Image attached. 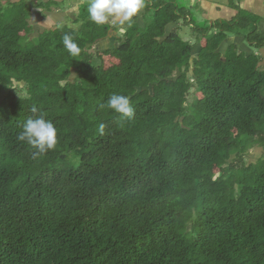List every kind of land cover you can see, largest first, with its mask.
Instances as JSON below:
<instances>
[{
	"label": "trees",
	"instance_id": "1",
	"mask_svg": "<svg viewBox=\"0 0 264 264\" xmlns=\"http://www.w3.org/2000/svg\"><path fill=\"white\" fill-rule=\"evenodd\" d=\"M148 6L106 69L89 51L109 26L87 8L80 29L36 38L25 5L0 10V264H264V153L247 161L264 147V70L234 45L218 51L233 31L264 37L231 3L237 15L203 32L195 58L177 29L166 35L183 8ZM113 94L131 119L107 107ZM37 116L57 130L46 153L19 139Z\"/></svg>",
	"mask_w": 264,
	"mask_h": 264
},
{
	"label": "crops",
	"instance_id": "2",
	"mask_svg": "<svg viewBox=\"0 0 264 264\" xmlns=\"http://www.w3.org/2000/svg\"><path fill=\"white\" fill-rule=\"evenodd\" d=\"M15 1L19 2L20 9H22L23 5L21 2L25 3L26 0H15ZM38 1H41V0H38ZM77 1H79V2H77ZM77 1L76 2L71 1V3H68L67 7L69 5H71V9L77 5L76 12L72 13L70 15L66 13V11L69 9V8L67 9V7L65 9H63L61 12H58L59 11L58 9H55L52 11L50 9V7L45 8L44 6H37L38 8H42V9L44 8L43 9L44 11L43 10H41V11L36 10L35 13L38 16H33V17L30 16V10L33 8V6L35 4H32V3L28 4V1H26V3H25L26 7L25 8H26V11L28 12L27 22L29 23V26L31 27V32H33V28H32L33 24L30 22V20L32 18H35V23L37 22V24L40 20H46V19H48V21L57 19V21H58L57 23H54V25H53V23H51L49 26H44V25H42L44 27L39 26L37 28V30H39V31L41 30V31L39 33L36 32V36L32 37V38L38 37L39 34L41 32H43L44 30L55 29L59 26H67V27H70L73 29L79 28L81 26V24L83 23L84 18L83 17L80 18L77 14L78 7L82 3V0H77ZM167 1L171 2V3H175V5H176V3H177V5L179 4L177 0H172V1L167 0ZM43 2H49L51 4H58L59 2L63 3L64 0H44ZM186 3L190 7V9H193L196 6V3H197V5H201V9L203 11L202 17L205 20H207L208 22H210V27L219 21L220 22L221 21H231L238 13V11L233 10L234 8L231 6L230 0H196V1L189 0V2H186ZM147 4H148V2L144 1L145 6L137 13L136 16H134L131 19V25L130 26L127 25L129 21H121L120 19H117V18H110L109 21L106 22L105 24L108 25L109 28H111L110 25H112V24L118 26V28L120 27L121 29L125 28V26H126L125 32L129 28L134 27V26L142 28L144 26V18H145L144 15H146V12H144V11H145V9L147 11L148 8H151ZM72 5H74V6H72ZM238 5H239L238 6L239 9L242 8L244 10H249V13H251L253 16H255L257 24H258V27L256 29L257 34L260 35L261 37H264V0H239ZM34 9H36V8H34ZM45 9H47V10H45ZM56 10H58V11H56ZM40 16H43V17L39 18ZM77 19L80 20L79 23L76 22ZM180 20L181 21L185 20L183 22V24H189L188 25L189 28L194 29V27H191L192 21H191V19L190 20L188 19L187 15L183 14V17ZM108 23H110V25ZM179 25L180 24L178 22L170 23L166 27V35H169L170 32L174 29H177V31L179 32V35H182L181 27H179ZM127 26H128V28H127ZM259 27L261 28V32H259V30H258ZM117 31H118V29L116 31H113V29L109 32L107 31V34L104 37H101L99 40H97L96 42L93 43L90 50H94L95 52L102 53V54H106V52L113 50L116 46L117 40L119 38H121V37H118L116 35ZM212 31H216V29H211V32ZM125 32H124V34H125ZM186 40L189 42H192L190 40V38L186 37ZM253 44L256 47H253L254 45H250L244 37L235 35V32L233 31L232 33L227 34V37L219 46L218 51L222 55H224L226 50L230 46L234 45L237 47L238 52L245 54L246 57L250 56L252 54L259 57L258 68L263 71L264 70V45L257 46L256 43H253ZM202 45H203V40L201 41V39H199V40L195 41L194 48H193V57H195V58L197 57L198 52H199Z\"/></svg>",
	"mask_w": 264,
	"mask_h": 264
},
{
	"label": "clouds",
	"instance_id": "3",
	"mask_svg": "<svg viewBox=\"0 0 264 264\" xmlns=\"http://www.w3.org/2000/svg\"><path fill=\"white\" fill-rule=\"evenodd\" d=\"M144 6V0H88L86 7L90 21L96 25H103L110 18L131 21ZM62 40L68 53L76 57L80 48L73 37L65 34ZM107 107L123 119H131L134 116V109L127 96L113 94L107 101ZM104 127V124H100L101 133ZM19 139L31 145L39 153H46L53 150L57 144V130L51 121L43 116H37L27 119Z\"/></svg>",
	"mask_w": 264,
	"mask_h": 264
},
{
	"label": "rangeland",
	"instance_id": "4",
	"mask_svg": "<svg viewBox=\"0 0 264 264\" xmlns=\"http://www.w3.org/2000/svg\"><path fill=\"white\" fill-rule=\"evenodd\" d=\"M26 1H28V4L29 3L35 4L33 6V8L30 10V16L33 17V16H38L35 13L36 10L37 11H41V10L44 9V8L43 9L42 8H38L37 6H44L45 8L46 7H50V9L52 11L55 10V9H58L59 11L58 10H56V11L61 12L63 9H65L67 7L68 3H71V1L72 2H76L77 0H64L63 3L62 2H59L58 4H51L49 2H43L44 0H41V1H38V0H26ZM26 1H25V3H26ZM152 1L153 0H148V4L147 5H150L151 6ZM177 1L179 3L178 4L179 5V8H183L181 10L182 11L181 14L182 15H183V13L186 14L188 16V19L189 20L191 19V21H192L191 27H194V29H191L188 26L189 24H183V22L185 20L184 21H181V20L178 21V23L180 24L179 27H181V31H182V35H180V36L185 41H187L186 40V37L187 38H190V40L193 43H195V41H197L196 40L197 38H198V40L201 39V41H202L203 40V36H202L203 32L208 31L211 27H210V22H208L207 20H205L202 17L203 16V11L201 9V5H197V3H196V6L193 9H190V7L188 6V4L186 3V2H189V0H181V1L180 0H177ZM194 1H196V0H194ZM230 1H231L232 4H234L236 6H239L238 5V1L239 0H230ZM77 2H79V1H77ZM21 3H22V5H25L24 2H21ZM87 3H88V0H82V3L78 7L77 14H78V16L80 18L82 17L81 10H84V9L87 8L86 7L87 6ZM173 4H175V3H173ZM72 6H74V5H72ZM76 7H77V5L74 6L71 9V5H69L67 7V9L68 8L69 9L66 11V13L69 14V15L72 14V13H75L76 12ZM34 8H36V9H34ZM0 10L2 11V13L6 14L8 17H10V15L12 17V16L15 15V13L18 10H20V4H19V2L15 1V0H0ZM233 10L237 11L236 9H233ZM241 10L245 12V13H242L241 14V17L243 18L244 24L247 25L248 22L251 23L248 26L249 29L254 28V26L255 27H258L257 21L255 22L256 24L255 23H252V20H251L252 17L250 19L251 13H249V10H244L242 8H241ZM144 12H146V9H145ZM245 15L247 16V18H245ZM42 17L43 16H40L39 18H42ZM144 17H145V15H144ZM30 22L33 24V27H32L33 28V32L30 33L29 37L32 38V37H35L36 36V32L39 33L41 31V30L40 31L37 30V28L39 26H42V25L49 26L51 23H53V25H54V23H57L58 21H57V19L56 20H51V21L50 20L48 21V19H46V20H40L38 22V24H37V22L35 23V18H32L30 20ZM108 24L110 25V23H108ZM127 25L130 26L131 25V21H129ZM44 26H42V27H44ZM110 26H111V28L108 29V32L111 31L112 29H113V31H116L118 29V31L116 32V35L118 37H121L124 34L125 30H126V26H125V28H122V29L120 27L118 28V26L113 25V24L110 25ZM127 28H128V26H127ZM236 28H238V27H236ZM258 30H259V32H261V28L260 27L258 28ZM178 34H179V32H178ZM90 51L89 52L91 54H93V59L92 60H93V62H94V64L96 66L97 65H103L104 68L106 69V68H109L110 66L116 64V60L114 58H112L110 54H108L109 55L108 56L106 54H102V53L95 52L94 50H90ZM72 77H74V75H72ZM196 95H197V93L195 92L194 87H193L190 90V93H189V96H188V100H191L192 96L194 97ZM197 96H199V95H197ZM262 153H264V147H262V148H258V147L254 148L253 150H251V152L247 156V161L249 163H251V162L254 163L256 161V157L261 156Z\"/></svg>",
	"mask_w": 264,
	"mask_h": 264
}]
</instances>
